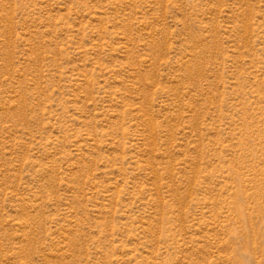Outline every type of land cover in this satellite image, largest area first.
<instances>
[{
    "label": "rangeland",
    "instance_id": "374dc122",
    "mask_svg": "<svg viewBox=\"0 0 264 264\" xmlns=\"http://www.w3.org/2000/svg\"><path fill=\"white\" fill-rule=\"evenodd\" d=\"M0 264H264V0H0Z\"/></svg>",
    "mask_w": 264,
    "mask_h": 264
}]
</instances>
